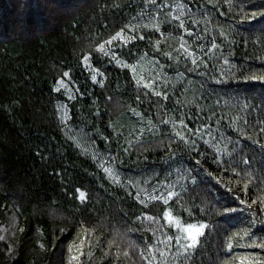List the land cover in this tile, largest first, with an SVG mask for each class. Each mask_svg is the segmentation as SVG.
Segmentation results:
<instances>
[{"label":"trees","instance_id":"obj_1","mask_svg":"<svg viewBox=\"0 0 264 264\" xmlns=\"http://www.w3.org/2000/svg\"><path fill=\"white\" fill-rule=\"evenodd\" d=\"M253 12L264 0H0V264H264ZM166 208L206 225L179 258Z\"/></svg>","mask_w":264,"mask_h":264},{"label":"snow or ice","instance_id":"obj_2","mask_svg":"<svg viewBox=\"0 0 264 264\" xmlns=\"http://www.w3.org/2000/svg\"><path fill=\"white\" fill-rule=\"evenodd\" d=\"M152 3H155V0H152ZM161 6L162 7H168V5H161ZM173 7L175 8L176 6L173 5ZM179 7L182 8L183 5H179ZM260 14H264V13L253 12V16L260 15ZM173 19L180 20V27L181 28H184V21L181 20L179 16H175L174 15L173 16ZM193 23H195V21H193ZM145 26L147 27L148 25H145ZM129 27H131V26H129ZM151 27L156 28L157 31L160 30L157 24H152ZM184 30L186 32H188L189 34L191 32L190 29H186L185 28ZM116 38H118L121 42H126L129 39V37L124 34V29H120L117 32H115L114 37L112 39H116ZM130 38L131 39H135L136 37L133 35ZM141 39H143V36H141ZM109 43H111V39L109 40ZM99 47H102V45H98V48ZM211 47L212 48H215L216 47V44L213 42V44H212ZM181 48H184V45L183 44H181ZM209 50H211V49H209ZM186 51H188L189 55H192V52L190 50H187L186 49ZM84 59L86 60L87 57H85ZM193 63L195 64L196 61L193 60ZM224 63H226V64L228 63L227 59L224 60ZM97 72H98L97 69H93V75H92L91 79L94 82L97 79V75H96ZM63 75L65 77H67L69 75V73L67 71H65L63 73ZM252 79H261V80H264V76H262V77L253 76ZM56 83L57 84H62L63 82L58 79L56 81ZM150 83H151V81H149L145 86L147 87L148 84H150ZM57 90L58 89H54V91H57ZM156 95H161V93H156ZM165 122L167 123L169 121H165ZM179 122L182 125L184 124V121L183 120H180ZM197 131H199V130H197ZM177 135L180 136L181 139H184L186 143L188 142L187 138L184 137L183 133L178 132ZM221 135H223V134H221ZM203 142L205 144H207L209 141L208 140H204ZM192 143L194 144L195 141H192ZM221 151L222 150L220 148H217V158L218 159L220 158V155L219 154H220ZM243 162L245 164H248L247 157L244 158V161ZM197 163H199V161H197ZM232 170H233V172L236 171L235 168H233ZM104 171L106 173H110L113 176V179H115V180H118L119 179L118 176H115L113 170H110L109 168L105 167L104 168ZM195 179L196 178L193 177V181H195ZM77 192L79 193V198H81V199H84L85 198V193L83 191H81L80 189H77ZM173 196H174V192L169 191L167 193V198L161 197V199H163L164 200V203L167 204L169 202V200ZM236 198L239 199L238 196ZM152 199H156V197L153 196ZM240 202L241 203H244L243 200H241ZM141 203H143V201H141ZM232 211H234V209L229 208V207H224L222 209V213L223 214H228L229 212H232ZM163 217H164L165 221L171 223L172 226L179 233L175 237L169 236V235L165 234L164 241H163V243L167 244L170 247L171 246V241L173 239L175 240V244L177 246L176 252L173 254L175 257H177V258L180 257L181 250H184V252L186 254L188 249H192V248H195L196 247V245L198 244L199 237L202 235V230L206 228V225L204 223H199V224H197V223H181L179 217H173L171 215L170 211L167 208L164 209V211H163ZM149 218H151L153 220L155 219L154 217H149ZM153 234L155 235V232ZM245 234H247V233H245ZM3 238H4L3 236H0V239H3ZM40 247H43V245H40ZM229 247H231V242H229ZM8 250L11 251V245H9V249ZM148 250H149V252H151L153 250V245L152 244H149L148 245ZM141 255L143 256V253H141ZM164 257H165V253L163 251H161L160 254H159L160 264H165ZM149 264H151V261H149ZM172 264H176V260H173L172 261Z\"/></svg>","mask_w":264,"mask_h":264},{"label":"rangeland","instance_id":"obj_3","mask_svg":"<svg viewBox=\"0 0 264 264\" xmlns=\"http://www.w3.org/2000/svg\"><path fill=\"white\" fill-rule=\"evenodd\" d=\"M147 69L148 68H146V66H143V65H140L139 66V69H137V75L139 76V77H144L146 74V71H147ZM62 84H59V86L61 87V88H63V89H65L67 92H71V89H70V83H69V81L67 80V79H65L64 81L62 80ZM123 118V117H122ZM121 117L120 118H118V119H122ZM118 119H116L113 123H112V125L113 126H117V120ZM127 120H125V122H126ZM126 124V123H125ZM140 131V130H139ZM160 194H162V192H159V191H152V193L151 194H149V195H146L145 197H142V199L144 200L145 198H149L150 196H155V197H157V196H159V197H161L160 196Z\"/></svg>","mask_w":264,"mask_h":264}]
</instances>
